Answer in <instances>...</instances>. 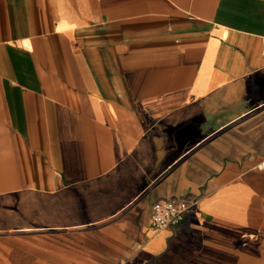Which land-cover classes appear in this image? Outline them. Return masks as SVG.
<instances>
[{
  "label": "crops",
  "instance_id": "crops-1",
  "mask_svg": "<svg viewBox=\"0 0 264 264\" xmlns=\"http://www.w3.org/2000/svg\"><path fill=\"white\" fill-rule=\"evenodd\" d=\"M263 158L264 0H0V264H264Z\"/></svg>",
  "mask_w": 264,
  "mask_h": 264
},
{
  "label": "built area",
  "instance_id": "built-area-1",
  "mask_svg": "<svg viewBox=\"0 0 264 264\" xmlns=\"http://www.w3.org/2000/svg\"><path fill=\"white\" fill-rule=\"evenodd\" d=\"M264 169V158L254 166ZM197 201L188 202L181 199L158 200L152 205L151 227L162 229L181 224L196 206Z\"/></svg>",
  "mask_w": 264,
  "mask_h": 264
}]
</instances>
